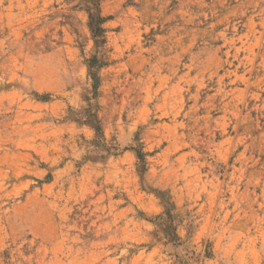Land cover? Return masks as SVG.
<instances>
[{
	"label": "rangeland",
	"instance_id": "rangeland-1",
	"mask_svg": "<svg viewBox=\"0 0 264 264\" xmlns=\"http://www.w3.org/2000/svg\"><path fill=\"white\" fill-rule=\"evenodd\" d=\"M0 264H264V0H0Z\"/></svg>",
	"mask_w": 264,
	"mask_h": 264
},
{
	"label": "trees",
	"instance_id": "trees-1",
	"mask_svg": "<svg viewBox=\"0 0 264 264\" xmlns=\"http://www.w3.org/2000/svg\"><path fill=\"white\" fill-rule=\"evenodd\" d=\"M102 20L103 19L100 18L98 14H92L89 19V27L91 30L92 37L95 41V46L102 43V40L100 39L102 38L101 33L103 32V30L100 28ZM95 60H96L95 57H93V59L89 61V65H88L89 70L94 66L93 63H95ZM95 89H96V84H94V90Z\"/></svg>",
	"mask_w": 264,
	"mask_h": 264
}]
</instances>
